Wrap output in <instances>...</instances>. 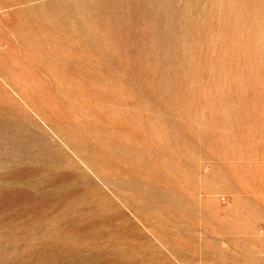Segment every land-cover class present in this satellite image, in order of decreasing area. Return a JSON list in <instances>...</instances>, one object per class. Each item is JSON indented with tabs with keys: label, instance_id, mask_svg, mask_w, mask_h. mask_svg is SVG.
Returning a JSON list of instances; mask_svg holds the SVG:
<instances>
[{
	"label": "rangeland",
	"instance_id": "rangeland-1",
	"mask_svg": "<svg viewBox=\"0 0 264 264\" xmlns=\"http://www.w3.org/2000/svg\"><path fill=\"white\" fill-rule=\"evenodd\" d=\"M0 264H264V0H0Z\"/></svg>",
	"mask_w": 264,
	"mask_h": 264
}]
</instances>
